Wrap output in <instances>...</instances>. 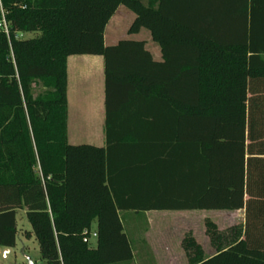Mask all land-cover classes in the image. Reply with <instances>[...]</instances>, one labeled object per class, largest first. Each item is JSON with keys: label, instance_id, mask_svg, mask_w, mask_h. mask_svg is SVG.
Listing matches in <instances>:
<instances>
[{"label": "trees", "instance_id": "obj_1", "mask_svg": "<svg viewBox=\"0 0 264 264\" xmlns=\"http://www.w3.org/2000/svg\"><path fill=\"white\" fill-rule=\"evenodd\" d=\"M120 6L135 14L128 33L147 29L161 60L144 40L105 44ZM3 7L10 34L0 27V249L16 247L18 210L44 264H124L130 250L119 211L244 209L243 231L233 228L226 246L206 221L216 255L205 258L190 234L184 248L191 264H264V0ZM25 32L38 35L15 37ZM72 55L104 58L106 147L68 141ZM147 105L173 117L170 143L151 160L144 141L155 129L135 121ZM124 113L134 119L126 127L116 123ZM95 220L92 246L84 237Z\"/></svg>", "mask_w": 264, "mask_h": 264}, {"label": "crops", "instance_id": "obj_2", "mask_svg": "<svg viewBox=\"0 0 264 264\" xmlns=\"http://www.w3.org/2000/svg\"><path fill=\"white\" fill-rule=\"evenodd\" d=\"M147 39L149 40V37ZM145 42L154 59L161 60L162 53L159 46L153 40L150 44L149 41ZM67 76V135L69 143L106 147L105 67L103 56H69ZM169 110L163 105H147L143 108L142 118H139V121L135 119V121L142 122L143 125L148 124L155 129L144 141L147 144L145 150L148 153V160L156 157L154 154L157 151H163L170 143L168 124L172 122L173 117L172 114L168 113ZM133 121L134 119L129 114L124 113L116 123L119 126L126 127L132 124ZM180 154L182 155V149ZM195 211L198 210L119 211L122 233L127 238L130 250L129 262L124 264H191L183 244L184 238L189 234L201 245L205 258L216 255L217 245L211 241L207 234V220L214 222L219 231L226 236L222 239L225 246L230 240L227 236L234 233V231L232 232L233 228L237 227L241 232L243 231L245 225L244 209L235 211L219 210L217 214H227L228 216L227 221L224 222L225 224L221 225L222 223L219 220L216 219L215 222L207 217L204 219V230L202 227L199 228L195 222L197 216L192 215ZM92 227L93 232L98 234L97 220L91 225V229ZM243 236L241 234L240 237L243 238ZM97 240L98 236L91 237L90 243L96 245ZM12 249L9 248L8 251H12Z\"/></svg>", "mask_w": 264, "mask_h": 264}, {"label": "rangeland", "instance_id": "obj_3", "mask_svg": "<svg viewBox=\"0 0 264 264\" xmlns=\"http://www.w3.org/2000/svg\"><path fill=\"white\" fill-rule=\"evenodd\" d=\"M135 14L127 9L125 6H120L115 12L114 16L111 18L105 30V44H115L118 40L122 38H133L149 41L151 43L150 32L147 29H142L139 33L129 34L128 30L130 25L134 20ZM38 35V32H25L21 33L20 36L23 38H31ZM110 35V36H109ZM149 37V40L147 39ZM42 89L41 86L34 85L33 92L37 94ZM219 210H198L193 212L192 215H196V224L199 228L205 227L204 219L211 218L216 222L219 220L223 225L227 221V214H217ZM217 214V215H216ZM17 244L12 251L5 252L4 249H0V264H27V260L24 254L31 256L34 260V264H44V260L41 259V253L38 241L36 237L31 234L28 238L26 237V231H32L31 225L26 217L25 210L17 211ZM200 219V221H199ZM96 221V220H95ZM94 221V223H95ZM93 223V224H94ZM92 224V225H93ZM225 224V223H224ZM226 226V225H224ZM93 232V227L91 229ZM92 242V241H91ZM92 246L95 244L92 243ZM24 247V254L22 253V248Z\"/></svg>", "mask_w": 264, "mask_h": 264}, {"label": "built area", "instance_id": "obj_4", "mask_svg": "<svg viewBox=\"0 0 264 264\" xmlns=\"http://www.w3.org/2000/svg\"><path fill=\"white\" fill-rule=\"evenodd\" d=\"M0 15H1V20H0V27L4 30V32L7 34L8 38H9V34H10V25L7 22L6 18H5V11H4V7H3V0H0ZM15 37H21L20 34H16ZM87 235H85L84 237V241L90 243V239L91 237H97V233L95 232H91L90 231H86Z\"/></svg>", "mask_w": 264, "mask_h": 264}, {"label": "water", "instance_id": "obj_5", "mask_svg": "<svg viewBox=\"0 0 264 264\" xmlns=\"http://www.w3.org/2000/svg\"><path fill=\"white\" fill-rule=\"evenodd\" d=\"M5 251H8L9 248H4ZM22 253L24 254V247L22 248ZM24 257L26 258L27 260V264H34V260L31 256L27 255V254H24Z\"/></svg>", "mask_w": 264, "mask_h": 264}]
</instances>
